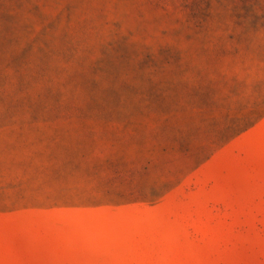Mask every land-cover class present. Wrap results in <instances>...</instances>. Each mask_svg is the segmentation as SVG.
Listing matches in <instances>:
<instances>
[{"label":"rangeland","instance_id":"1","mask_svg":"<svg viewBox=\"0 0 264 264\" xmlns=\"http://www.w3.org/2000/svg\"><path fill=\"white\" fill-rule=\"evenodd\" d=\"M0 264H264V0H0Z\"/></svg>","mask_w":264,"mask_h":264}]
</instances>
